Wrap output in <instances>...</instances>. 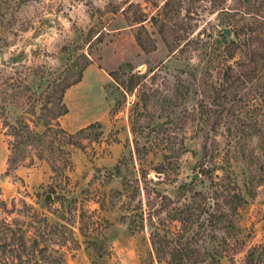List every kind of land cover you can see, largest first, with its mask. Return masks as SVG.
I'll use <instances>...</instances> for the list:
<instances>
[{
	"label": "rangeland",
	"instance_id": "374dc122",
	"mask_svg": "<svg viewBox=\"0 0 264 264\" xmlns=\"http://www.w3.org/2000/svg\"><path fill=\"white\" fill-rule=\"evenodd\" d=\"M258 23L264 0H0V198L65 225L27 228L29 264H263L264 44L239 30ZM85 58L57 123L94 124L10 160L8 125L42 131L45 84Z\"/></svg>",
	"mask_w": 264,
	"mask_h": 264
},
{
	"label": "trees",
	"instance_id": "16d2710c",
	"mask_svg": "<svg viewBox=\"0 0 264 264\" xmlns=\"http://www.w3.org/2000/svg\"><path fill=\"white\" fill-rule=\"evenodd\" d=\"M120 8H116L113 10V13L118 11ZM123 11V9H121ZM249 30L250 32L256 31L255 34L249 35V41L259 40L264 44V24L258 23L256 25L248 26L241 25L239 30ZM235 36L238 34V30H234ZM93 40L98 37L99 34H94ZM138 45L141 47L142 43L137 40ZM142 50H145L144 47H141ZM146 51V50H145ZM88 59L85 58V62L81 65V68L77 72L76 76L67 82H63L62 80L52 79L47 82L44 86L46 92V98L42 103L44 106L48 101L51 105V115L46 120L42 121V125L44 129L42 131L33 130L30 128L29 123L24 121L22 118L17 120V123L13 125H8L10 135L12 137L10 142V160H13V155L17 150H21L27 144H38L39 150L38 154H41L45 148H49L47 151L48 154L62 153L65 155V152L62 146L66 143H70L69 138H71L75 134H80L84 132L86 129L91 127L94 123H90L82 128H79L74 133H67L65 130L59 127L57 123V118L66 112V107L62 101L64 90L72 84L77 83L81 77V69L85 67ZM125 66H129L128 64H124L123 66L118 67L116 70L108 71L107 74L111 77L117 84L118 87L122 88L124 93L127 91L131 92L137 85L142 83V78L135 74L129 73L128 76L121 77L120 75L124 72L123 69ZM40 96V95H39ZM203 139L205 144L206 141V131L203 133ZM49 136V139H45L46 136ZM57 138L59 143H57L56 147L53 148L52 151V142L53 139ZM44 143V144H43ZM44 145V146H43ZM51 149V151H50ZM205 146H202V157H205ZM55 152V153H54ZM67 158L63 162L62 167L64 168L67 164ZM51 167V166H50ZM53 168V166H52ZM46 203L50 202V200L46 199ZM31 206H29L24 201H21V208L17 209L15 207V203L13 199L9 201L0 198V264H29V261L32 257H34V246L36 245V238L27 235V228H34L33 223L39 222L41 223L42 228L44 229H54L59 231L61 228H64V224L60 222L49 223L44 215H39L38 213L30 211ZM13 212H21V219L17 216L13 215ZM29 213V215H27ZM27 216L29 219L26 218ZM62 215H60V218ZM34 230H37L35 228ZM43 234V233H41ZM45 249V245L42 247ZM52 252H55L54 249H51ZM4 258V259H3ZM264 264V256L261 259Z\"/></svg>",
	"mask_w": 264,
	"mask_h": 264
},
{
	"label": "water",
	"instance_id": "95a60500",
	"mask_svg": "<svg viewBox=\"0 0 264 264\" xmlns=\"http://www.w3.org/2000/svg\"><path fill=\"white\" fill-rule=\"evenodd\" d=\"M225 35H228L229 34V30L227 28H222L221 30ZM195 177V176H193ZM45 197H49V194H46Z\"/></svg>",
	"mask_w": 264,
	"mask_h": 264
}]
</instances>
